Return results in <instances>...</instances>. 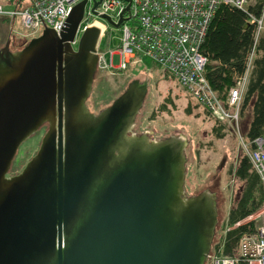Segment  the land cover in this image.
Here are the masks:
<instances>
[{"label":"water","instance_id":"obj_1","mask_svg":"<svg viewBox=\"0 0 264 264\" xmlns=\"http://www.w3.org/2000/svg\"><path fill=\"white\" fill-rule=\"evenodd\" d=\"M86 3L60 34L49 25L18 50L10 38L0 48V264H206L217 196L186 193V136L134 131L148 83L137 77L98 112L88 106L107 64L99 25L71 43ZM100 16L117 28L125 19ZM45 124L36 154L9 175Z\"/></svg>","mask_w":264,"mask_h":264},{"label":"built area","instance_id":"obj_2","mask_svg":"<svg viewBox=\"0 0 264 264\" xmlns=\"http://www.w3.org/2000/svg\"><path fill=\"white\" fill-rule=\"evenodd\" d=\"M80 1L30 0L28 4L16 2L10 6L8 1L0 0V15L19 20L23 30L21 34L26 38L38 36L49 25L60 34L71 8ZM94 2L87 0L83 19L71 42L75 48L87 26L95 24L101 14H107L117 22L123 13L125 19L120 25L119 47L110 52V61L105 59L103 52H99L107 65L127 68L141 53L149 55L155 63L173 74L213 117L234 122L241 134L240 107L246 78L230 89L228 107L225 106L204 75L208 59L201 46L221 4L246 11L249 22L256 25L257 35L264 29V6L261 15L256 16L249 11L255 0H131L128 11L124 10L127 0H101L95 9L98 13H95ZM116 53L120 56L118 65L113 63ZM254 143L256 147L253 150L246 141H242L241 148L250 156L264 184V135L257 137ZM250 218L257 221V231L242 237L238 256H223L212 251L208 259L211 264H237L240 259L247 260L249 264H264V205Z\"/></svg>","mask_w":264,"mask_h":264},{"label":"rangeland","instance_id":"obj_3","mask_svg":"<svg viewBox=\"0 0 264 264\" xmlns=\"http://www.w3.org/2000/svg\"><path fill=\"white\" fill-rule=\"evenodd\" d=\"M98 21L104 25L98 52H103L105 59L110 61V52L120 45L121 28L108 24L102 18ZM22 32L19 20L13 21L0 15V48L8 38L11 39L10 48L13 51L22 48L24 42L31 39L24 37ZM113 63H120L119 54H114ZM137 77L138 80L148 83V92L144 106L137 116L134 131L138 134L147 131L153 139L169 137L172 134L186 136V193L193 195L208 189L217 196L218 224L213 246L219 240L221 223L239 187V183L236 184V180L230 178V170L236 166L237 158L242 152L241 143L245 141L243 133L249 114L239 122L241 134L236 124L231 121L224 129L225 136L217 138L213 128L219 123L215 117L173 74L144 53L132 60L127 68L118 69L108 65L99 68L94 75L88 106L92 111L98 112L112 103L126 89L129 82ZM47 128L48 125L45 124L22 142L9 175L20 172L36 154Z\"/></svg>","mask_w":264,"mask_h":264},{"label":"trees","instance_id":"obj_4","mask_svg":"<svg viewBox=\"0 0 264 264\" xmlns=\"http://www.w3.org/2000/svg\"><path fill=\"white\" fill-rule=\"evenodd\" d=\"M7 1L9 4L21 2ZM263 6L264 0H255L249 11L260 16ZM256 29V25L249 22L246 11L221 4L201 46L202 53L208 59L204 75L225 106L228 107L230 89L246 78L240 120L249 114L243 137L251 150L256 147L254 140L264 135V31L257 35ZM214 119L219 123L213 128L215 136L224 137L228 122ZM232 177L236 184L239 183V187L221 223L219 240L214 243L211 251L237 257L242 237L257 231V221L250 217L264 205V184L250 156L243 149L236 166L230 170V178ZM206 264H211L210 260ZM237 264L249 263L240 259Z\"/></svg>","mask_w":264,"mask_h":264},{"label":"crops","instance_id":"obj_5","mask_svg":"<svg viewBox=\"0 0 264 264\" xmlns=\"http://www.w3.org/2000/svg\"><path fill=\"white\" fill-rule=\"evenodd\" d=\"M3 1H7V0H3ZM17 1V0H16ZM19 1V0H18ZM23 4H28L30 0H20ZM11 2V1H10ZM11 6V3H10Z\"/></svg>","mask_w":264,"mask_h":264},{"label":"bare ground","instance_id":"obj_6","mask_svg":"<svg viewBox=\"0 0 264 264\" xmlns=\"http://www.w3.org/2000/svg\"><path fill=\"white\" fill-rule=\"evenodd\" d=\"M98 23V24H97ZM95 24H97V25H99L101 28H102V30L104 29V25H103V23H101L100 21H97Z\"/></svg>","mask_w":264,"mask_h":264},{"label":"flooded vegetation","instance_id":"obj_7","mask_svg":"<svg viewBox=\"0 0 264 264\" xmlns=\"http://www.w3.org/2000/svg\"><path fill=\"white\" fill-rule=\"evenodd\" d=\"M99 69V68H98ZM10 175H12V174H10Z\"/></svg>","mask_w":264,"mask_h":264}]
</instances>
